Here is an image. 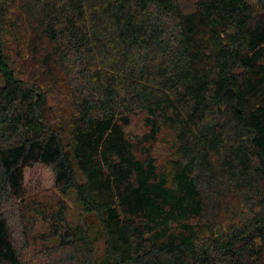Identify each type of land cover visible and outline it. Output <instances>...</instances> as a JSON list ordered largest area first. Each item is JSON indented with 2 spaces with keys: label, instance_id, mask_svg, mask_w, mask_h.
<instances>
[{
  "label": "trees",
  "instance_id": "obj_1",
  "mask_svg": "<svg viewBox=\"0 0 264 264\" xmlns=\"http://www.w3.org/2000/svg\"><path fill=\"white\" fill-rule=\"evenodd\" d=\"M0 264H264V0H0Z\"/></svg>",
  "mask_w": 264,
  "mask_h": 264
},
{
  "label": "rangeland",
  "instance_id": "obj_2",
  "mask_svg": "<svg viewBox=\"0 0 264 264\" xmlns=\"http://www.w3.org/2000/svg\"><path fill=\"white\" fill-rule=\"evenodd\" d=\"M163 138H167L168 134L165 132V134H162ZM26 186L28 195L30 196V200L28 202L32 203V206L38 205L40 202L47 205L49 207H55V203L57 202L58 197L54 194L52 191V176L48 172V170L44 168H38L34 171L27 172L26 174ZM61 199V197H60ZM67 202L69 213L70 211L74 214L76 212V207L74 204V198L72 195L69 194L67 198H64ZM62 200V199H61ZM63 201V200H62ZM40 221V220H39ZM73 224H77V218L73 219ZM33 225L32 229V236L33 238L30 239V241L35 243V241L40 237L38 236L39 233L42 231H46L47 224L43 225V228H39L37 225L27 224V227Z\"/></svg>",
  "mask_w": 264,
  "mask_h": 264
}]
</instances>
